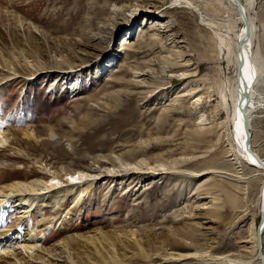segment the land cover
Here are the masks:
<instances>
[{
  "label": "rangeland",
  "instance_id": "374dc122",
  "mask_svg": "<svg viewBox=\"0 0 264 264\" xmlns=\"http://www.w3.org/2000/svg\"><path fill=\"white\" fill-rule=\"evenodd\" d=\"M140 9L152 13L132 22L131 13ZM251 17L263 71L254 85L262 103L252 110L249 129L264 160V0L255 1ZM237 18L218 0H0V132L11 131L12 142L16 137L12 148L0 149V185L41 177L45 167L99 172L123 163L144 166L126 178L100 177L69 197L62 192L69 200L58 216L56 202L43 204V218L42 210L26 214L16 197L4 200L0 233L10 232L0 237V248L20 252L29 229L46 247L65 236L115 229L134 236L150 255L163 256L176 239L193 247L186 250L218 255L246 234L251 215L259 228L264 180L235 160L228 124L233 109L223 98L236 85L234 54L231 64L227 55L243 28ZM125 41L131 44L119 52ZM62 65L83 71L73 69L68 78L55 73ZM98 65H108L99 76ZM74 75L80 76L76 94ZM32 127L33 138L12 132ZM240 176L245 183L237 182ZM234 185L250 189L251 214L235 225L242 195ZM212 210H219L217 221ZM22 216L23 223L17 221ZM41 219L53 223L49 231L39 228ZM116 236L110 235L115 248L124 240Z\"/></svg>",
  "mask_w": 264,
  "mask_h": 264
},
{
  "label": "bare ground",
  "instance_id": "6f19581e",
  "mask_svg": "<svg viewBox=\"0 0 264 264\" xmlns=\"http://www.w3.org/2000/svg\"><path fill=\"white\" fill-rule=\"evenodd\" d=\"M255 1L256 0H218L221 7L235 10L237 13V17H238L237 20H240L241 23L243 24L242 31H240L239 33H237L235 35L234 50L229 49V52L227 55L229 64H231V55L234 54V59H235L234 65L237 68L236 69L237 70V79L235 80L236 85L234 86L232 92H230V94L228 95L227 99H226V96L223 95V98L225 99V103L228 102L229 106L231 103L232 104L231 106L233 109V110H231L230 116L228 118V124L230 122V124L232 126L231 127L232 128L231 129L232 135L230 136V140L233 143L231 144L230 150L233 153V155L235 156V158H236L235 160L239 161L238 162L239 164L244 163V164L252 167L253 171L255 173H259L257 175H260L262 177V179H259V180H264V160L261 158V156L254 149L253 136H252L250 129H249L250 123L253 124V122H254L252 120V114H251L252 110L255 108H258L259 104L262 103V101H261L262 99L260 97H258V94H257L258 90L256 89V86H254L256 81L259 80V79L257 80V78L259 77L258 74L263 71L261 68V63L263 62L261 60H263V57L262 58L259 57V52L257 51V47H258L257 39H253L255 20L252 19L251 15H252V11H253L254 6H255ZM120 8H121V10L123 9L122 7H120ZM126 8H127V6H126ZM138 11H140V13L139 12L131 13V16H133L132 22H134L135 19L139 18L141 16L140 14H145L147 17V15L149 13H152V11H150L149 9H146V10L140 9ZM142 11H144V12H142ZM255 27H257V26L255 25ZM127 41H125V43L122 45V50H120L119 52H123V49H125L126 46H129L131 44V41L130 42H127ZM107 66L106 65H103V66L98 65V67H97L98 76L101 73H103L104 71H107V68H108ZM73 69H75V68L70 67V68L66 69L64 67L61 70L55 71V73H58L60 75L63 74L65 76H68V78H70L71 73L74 72ZM76 71H83V70L77 69ZM137 75H138V73H137ZM76 76L74 75L73 79L71 80V89H72L73 94L74 93L76 94L81 89V87H80V89L78 90V87H77V85L80 82V76H77V77ZM144 76H145V74H144ZM172 77H175V76L172 75ZM7 78H11V75H9ZM142 78H143V76H142ZM255 78H256V80H255ZM134 86H135V84H134ZM0 88H1V83H0ZM163 89H165V88H163ZM186 95L191 96L188 94H186ZM198 98L199 99H197V100L199 101L200 97H198ZM203 118L204 117H202V119H201V123L205 121ZM198 124H200V123H198ZM202 126H203V124H202ZM203 129H205V127L202 128V130ZM35 130H36V127L35 128L32 127V128H27V129L14 130L12 132H15L18 134L21 132H24L25 137L33 138V137H35V133H33ZM209 132L210 131H208V133ZM9 133H11V131L0 132V149L1 148H3V149L12 148L13 144H15L16 137L14 136V139L12 142L10 140L11 135L7 137V135ZM198 135L201 136L202 133H198ZM199 136H196V137L200 138ZM194 139H196V141H197V138H194ZM36 140H37V138H36ZM198 140H200V139H198ZM198 143H199V141H198ZM197 148H198V146H197ZM14 149L12 151H14ZM134 152H136V151H134ZM130 153H132V152L130 151ZM114 158H116V157H114ZM150 159H154V158H150ZM158 160H159V158H158ZM182 160L184 161V159H182ZM182 160H181V162H182ZM105 162H106V160H105ZM122 163H123V161H122ZM161 163H162V161H161ZM156 165H159V164H156ZM170 165H174V164H171V162H170ZM161 166H163V163ZM164 167H166V166H164ZM45 168L46 169H43L44 171L41 173L42 174L41 177L30 179V177L24 176L23 178H20V180H15V181H12V182L7 183V184L0 185V209H2L1 206H3L4 200L9 201V200H12L13 198L16 197L17 202L19 201V204L22 206L21 209L26 210V211L24 210L26 212V214H27V212H29V214H30L31 212L35 211V209H37L38 213H40L39 211L42 210L41 215L44 218L45 217V212H44L45 209H42L41 207H43V204L46 206V202L49 201V203H51V202L55 203L56 202V204H54L53 208L55 206H57V207H55L56 211L53 210L54 211L53 214L57 215V214H60V212L62 211V208L65 206V204L69 200V199L68 200L63 199L61 197L62 192H66V194L63 196L69 197L78 188L80 189L83 186L88 185V184H93V185L96 184L100 177L101 178L102 177L117 178V175H120L121 178H126L129 175L138 174L136 171L142 172L144 166L142 168L141 163H134L132 165H130V164L124 165V163H123L122 167H120L119 169L107 170V168H106L105 170H102V168H101V170L99 172L96 169H89V168H88V171H77V172H73V171L64 172V171H62L63 169H61L60 171H52L50 169H47V167H45ZM96 168H98V167H96ZM148 168H150V167H148ZM86 169L87 168H85V170ZM169 169L171 171V168H169ZM150 170L152 171L153 174L158 172L155 167L151 168ZM164 170H166V169H164ZM128 171H131V172H128ZM167 171H169V170H167ZM254 177H256V176H254ZM236 178H238L237 179L238 183H242V181H243L242 178H245V177L240 176V177H236ZM243 183H245V182H243ZM234 188H235V192L237 194L242 195V198L240 197L241 198L240 201L235 199L238 202H236L237 205H235V208H234L235 209L234 210L235 211V215H234L235 218L233 221V225H235L239 222H244L249 217V215H251V214H249L250 213L249 206H248V203L246 201L248 199H246V197H245V195L247 194L246 191L250 190V189H248L247 186H244V185L243 186L234 185ZM215 191H213V192H215ZM249 194H250V192H249ZM249 194H247V195L249 196ZM51 199H53V201ZM29 202H31V203H29ZM258 202H259L260 215L262 217L261 225L259 226V228L257 227L255 216L251 215L252 221H250L251 223L249 225V229L247 230L246 234H244L243 236L241 235L239 240L236 241L237 243H234V247L232 250H230L228 252L224 251L218 255H212V254H210V252L203 253V252L198 251V250H196L194 252H192L190 250H186V249H193V247H188V243H185L182 240H181L182 241L181 242L180 239L174 240L171 244V247L169 249H167L166 251L163 249L165 251V253L163 252L164 253L163 256L159 257L156 254L150 255L147 252H145L144 250H142V248L140 247L141 244H139V242L136 240V238L134 236L133 237H131V235L127 236L128 232H127V234H125L124 231H123L124 233H122L121 231H116L115 229L114 230L112 229L109 231H105V230L103 231L102 229H100V230L96 229V230H94V232L89 233L87 235L75 234V235L65 236V237L59 239L54 244L46 247L45 246L46 242L41 244V243H39L40 241L36 239V235H37L36 229L31 230L28 228L29 230L23 231V232H25V234L22 237H25V238L22 241L23 244L20 246V248H22L23 250H21L20 252H15L13 254H10V253H12V251H10V253H7L6 252L7 248H5V250H2L0 252V264H136V262H138L137 260H141L140 262H143L144 264H190V263L196 264V263H203V262H210L212 264H264V252H263L264 251L263 250V248H264L263 247L264 246L263 245V243H264V217H263V213H264V211H263L264 210V182H263L262 188L260 190V197H259ZM258 202L256 204H258ZM251 205H253V204H251ZM254 208H256V206ZM218 212H219V210H212V212H210V214L215 213V215L213 214L215 216V219H216L215 221H217V218H219ZM191 218H193V216ZM24 220L26 221V219L22 216L17 221L21 222ZM28 220H30V219H28ZM39 221H40V219H39ZM210 221H212V219H210ZM215 221H213V223H217ZM21 223H23V222H21ZM21 223H19V224H21ZM52 224L53 223L50 220L41 219V224H40L39 228H43L44 231L45 230L49 231V228L51 227ZM262 227H263V230H262ZM261 230H262V233H261V237L259 238V234H260ZM9 232L10 231L8 230L5 233H0V237L9 234ZM114 234L117 235L116 236L117 239L118 238L120 239V237L122 238V240L124 239L122 244L117 248H115V245L110 240L111 239L110 235H114ZM123 236H124V238H123ZM42 239H43V237H42ZM7 243H8V241H7ZM19 243H21V242H19ZM135 247H136V249H134ZM178 248L179 249L182 248V250L184 249L183 252H177L176 250ZM3 251L6 253L1 254ZM156 253H157V251H156Z\"/></svg>",
  "mask_w": 264,
  "mask_h": 264
},
{
  "label": "water",
  "instance_id": "95a60500",
  "mask_svg": "<svg viewBox=\"0 0 264 264\" xmlns=\"http://www.w3.org/2000/svg\"><path fill=\"white\" fill-rule=\"evenodd\" d=\"M263 211H264V210H263ZM263 217H264V213H263ZM262 230H263V227H262ZM262 230H261V232H260V234H259V238L261 237Z\"/></svg>",
  "mask_w": 264,
  "mask_h": 264
}]
</instances>
